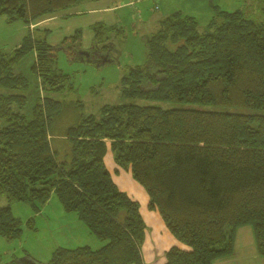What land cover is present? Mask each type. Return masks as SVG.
I'll return each instance as SVG.
<instances>
[{"label":"trees","instance_id":"obj_1","mask_svg":"<svg viewBox=\"0 0 264 264\" xmlns=\"http://www.w3.org/2000/svg\"><path fill=\"white\" fill-rule=\"evenodd\" d=\"M95 1L0 0V18L27 26L17 47L0 51V195L8 203L0 208V235L21 236L11 204L37 213L53 194L103 245L59 247L46 264H142L145 224L139 203L104 164L111 151L147 194L148 207L187 247H171L164 264H214L232 253L235 233L245 225L264 258V0H258L257 22L240 9L216 10L203 27L181 11L163 17L143 36L144 65L123 68L126 102L81 115L65 130L62 153L50 141L60 103L43 95L25 115L28 80L15 68L33 51L40 90L58 92L71 88L70 75L55 68L60 48L69 60L86 51L84 62L117 64L122 27L94 23L88 49L79 30L52 45L50 30L30 28ZM27 223L33 226L32 219Z\"/></svg>","mask_w":264,"mask_h":264},{"label":"rangeland","instance_id":"obj_2","mask_svg":"<svg viewBox=\"0 0 264 264\" xmlns=\"http://www.w3.org/2000/svg\"><path fill=\"white\" fill-rule=\"evenodd\" d=\"M140 1H142V4H139L141 3ZM134 5V7H126L121 10L124 12L127 21L117 24L124 30L125 41L123 47L114 52L117 54V64L109 63L96 66V64L84 62L85 57L81 60H69L65 51L60 48L55 68L64 74L70 75L69 83L71 88L66 87L58 92L40 90L39 79L31 71V67L35 62L33 51L28 52L15 68L16 72L22 73L28 80V88L25 91L28 104L22 110L25 115L30 116L35 102L43 95L51 96L60 103V110L52 119L50 141L52 147L59 149L62 153L67 151V146H65L66 139L63 134L68 127L76 124L81 115H95L103 105H115L126 102L120 95L123 68L126 66L144 65L145 47L143 36L156 30L158 22L163 17L172 12L181 11L183 14L195 17L200 27H203L215 15L216 10L232 12L240 9L247 17L256 22L261 21V4L258 0H139ZM55 16L50 17L53 20L47 17L46 20L38 23V28L40 29L44 26H49L53 29V34L50 33L51 36L48 39L52 45L60 44V35L62 38L64 30V28L63 30L58 29L62 25L56 28V23L60 20H55L53 18ZM64 18H67V16ZM71 21L65 26V30L69 29L67 31L69 35H72L77 30L81 32V35L83 33L87 34L88 28L91 31L93 24H90L88 28L86 27L85 31L83 28L87 25L86 23H76L77 20ZM60 23L63 22L60 21ZM30 28L34 29L35 25H31ZM43 29L50 30L49 28ZM26 31L27 26L23 22L18 21L8 24L3 17L0 18V51L10 53L21 43ZM83 36L82 41H84L86 46L88 45V38L85 39L84 37V40ZM110 156L114 158L112 152L107 151L106 157H104V164L112 176L113 174L118 176L119 173H114L115 171L108 160ZM119 170L123 172L127 169L119 167ZM125 172H128V170ZM138 203L140 208L142 204ZM7 205L6 198L0 195V208ZM10 209L13 216L22 222V232L19 238L10 240L0 235V264L7 263L12 259L22 262L26 259L32 263L46 264L54 250L59 247L74 249L88 246L93 250H97L103 245L88 231L82 222L77 220L75 214L64 212L60 202L53 194L37 213H34L30 206L25 203H13L10 205ZM30 219L33 221L32 227L27 223ZM186 248L183 245V249ZM253 252H256V248L252 228L250 225H245L240 227L235 233L232 253L218 258L214 264H255L254 261L259 260V256L254 258ZM260 259L264 261L263 257H260Z\"/></svg>","mask_w":264,"mask_h":264},{"label":"crops","instance_id":"obj_3","mask_svg":"<svg viewBox=\"0 0 264 264\" xmlns=\"http://www.w3.org/2000/svg\"><path fill=\"white\" fill-rule=\"evenodd\" d=\"M137 1L139 0H98L95 2H85L82 3L83 5L74 7L68 12L57 14L53 18L55 20L59 19L63 23H60V21L56 23V28H58L60 25H62V27L58 29L63 30L64 28L62 33L63 37L61 38L60 35L59 41H61L65 36H69V34L67 33L69 29L65 30V26H67L71 20H77L76 23H86L87 25H85V27L83 28V30L85 31L86 27L88 28L90 24H94L96 22H102L106 25L117 26L118 23L127 21L126 17L124 16V12L121 10H124L126 7H134L135 2L137 3ZM140 2L141 3L139 4H142V1ZM65 16H67V18H64ZM48 19L53 20L50 17ZM38 23L35 24V27H39ZM42 28H49L51 30V34H53V29L49 26H44ZM87 32V34L83 33L84 36L82 35L83 39L84 37L85 39L88 38V45L85 46L84 41H82V46L85 49H88L90 47L92 41V32L89 28L87 29ZM66 33L67 35H65ZM108 160L112 165V169H114L115 171L114 173H119L118 176H115L114 174L113 176L111 175L114 183L118 186L121 191L125 192L132 199H135L142 204V206H140L139 208L140 214L145 224L144 237L140 248L142 264H164L165 253L171 247L175 246L183 248V245L180 244L167 230L157 209H150L148 207L149 199L147 194L145 193L143 188L132 179L130 172H125L127 170H124L123 172L120 171L119 167L114 163L113 158L111 156L108 157ZM252 255L254 258H258L256 257L258 256L257 251L255 253L253 252ZM254 262L255 264H264L262 263L264 261H261L260 256L259 260L257 259Z\"/></svg>","mask_w":264,"mask_h":264},{"label":"water","instance_id":"obj_4","mask_svg":"<svg viewBox=\"0 0 264 264\" xmlns=\"http://www.w3.org/2000/svg\"><path fill=\"white\" fill-rule=\"evenodd\" d=\"M81 54H83L84 57H85V59H87V57H88V53H87L86 51L81 52ZM86 61H88V60H86ZM103 61H104V62H103V65L107 63V61H106L105 59H103ZM96 66H98V64H96Z\"/></svg>","mask_w":264,"mask_h":264}]
</instances>
